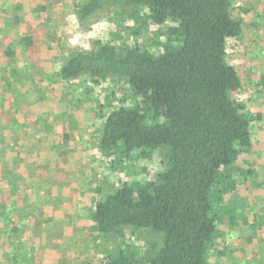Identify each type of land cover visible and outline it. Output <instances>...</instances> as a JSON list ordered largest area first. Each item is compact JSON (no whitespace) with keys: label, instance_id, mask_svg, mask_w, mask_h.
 <instances>
[{"label":"trees","instance_id":"1","mask_svg":"<svg viewBox=\"0 0 264 264\" xmlns=\"http://www.w3.org/2000/svg\"><path fill=\"white\" fill-rule=\"evenodd\" d=\"M232 2L82 0L75 6L79 24L113 11L151 28L166 26L164 44L157 52L98 44L91 52L71 53L58 71L69 84L82 78L90 86L122 83L137 102L105 116L96 141L101 156L135 161L157 152L165 158V168L152 181L123 183L90 210L92 239L106 247L100 264H209L217 223L245 220L240 213L226 217L225 212L235 210L236 200L224 205L225 193L216 189L234 184L225 183V171L253 147L252 120L239 99L241 79L227 54V41L242 35V22L231 15ZM34 43L30 36L9 42L3 56L11 62L19 45L27 51ZM10 91L0 93V249L7 250L0 258L9 264H29L35 263L37 248L23 247L26 236L33 234L31 220L19 199L13 200L21 183L12 179L18 166L11 161L24 150L21 136L13 132L20 109L22 127L30 129L39 120L32 119L31 104L23 111L24 101L13 100L10 112L8 105L16 93ZM257 219V224L249 225L250 236L264 231V214ZM132 238L143 245L131 244Z\"/></svg>","mask_w":264,"mask_h":264},{"label":"rangeland","instance_id":"2","mask_svg":"<svg viewBox=\"0 0 264 264\" xmlns=\"http://www.w3.org/2000/svg\"><path fill=\"white\" fill-rule=\"evenodd\" d=\"M81 2L0 0V93L16 91L8 105L10 112L13 100L24 101L23 111L31 104L32 119L39 120L30 129L22 127L20 109L13 132L21 136L24 147L19 159L11 161L18 166L12 179L21 183L13 200L19 199L20 208L30 217L33 233L22 245L37 248L35 263L29 264H100L106 247L93 241L90 233L88 216L94 204L123 183L152 181L165 168L161 153L121 161L105 159L97 151L105 116L137 104L124 84L109 81L90 86L83 78L69 84L58 71L71 53L91 52L98 44L157 52L164 44L166 26L151 28L113 11L79 24L74 9ZM231 15L242 22V35L227 41V54L241 79L239 99L252 120L253 147L225 171V183L234 184L216 187L225 193L224 205L236 200L235 210L225 212L226 217L244 214L245 220L236 217L232 225L229 219L217 223L216 248L208 260L209 264H264V231L252 236L249 232V225L257 224L264 214V0H233ZM27 36L33 38V48L26 51L17 44L16 57L7 63L6 44ZM129 241L143 245L133 238ZM1 242L6 243L4 238Z\"/></svg>","mask_w":264,"mask_h":264}]
</instances>
